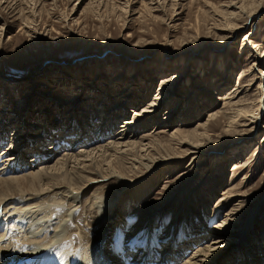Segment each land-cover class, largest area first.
Returning a JSON list of instances; mask_svg holds the SVG:
<instances>
[{
  "label": "rangeland",
  "instance_id": "374dc122",
  "mask_svg": "<svg viewBox=\"0 0 264 264\" xmlns=\"http://www.w3.org/2000/svg\"><path fill=\"white\" fill-rule=\"evenodd\" d=\"M263 55L264 0H0V125L5 123L7 139L18 126L24 128L22 137L26 132L33 138L58 123L67 128L80 116L86 123L93 115L95 126L101 127L114 107L120 111L108 120L113 117L110 127L119 129L155 98L164 77H177L152 119L136 130L128 127L137 143L147 135L141 142L151 145L147 156L134 150L125 162L111 166L137 186L125 189L120 197L118 207L127 209V217L121 220L124 227H114L108 237V245H113L107 256H124L123 249L128 248L124 244L133 240L141 250L146 249L143 244L151 249L159 242L160 251L169 238L178 241L184 234L190 241L201 228L209 234L200 241L204 246L213 234L223 237L215 226L241 203L239 226H245L224 239H233V248L218 260L233 264L244 254L248 259V252L259 247L264 251V76L259 73L264 74V67L253 62ZM249 80L251 85L244 89ZM237 82L241 88L235 95L241 92L237 98L243 105L222 108L224 100L217 98L232 96ZM127 88L130 96L123 95ZM166 111L169 118H164ZM214 112L218 119L210 121ZM202 124L207 131L200 145L207 157L201 166L185 169L190 157L179 158L184 147L178 149L170 134L179 130L192 136L196 129L204 131ZM59 133L56 138L62 137L64 143L80 139L76 129L69 136ZM64 143L49 154V165L66 150ZM79 151L80 146L70 152ZM133 159L135 169L128 164ZM38 165L27 172H37ZM188 171L192 179L180 180ZM119 188L114 179L85 188L69 227L72 238L79 241L76 235L85 236L81 244L91 245L92 198H114ZM228 192L234 197L221 201ZM19 219L17 227L23 230L26 221ZM125 228H133L130 235ZM118 229L121 239L116 237ZM119 246H124L123 253ZM195 248L191 245L185 255L182 251V258ZM78 251L71 252L72 258Z\"/></svg>",
  "mask_w": 264,
  "mask_h": 264
},
{
  "label": "bare ground",
  "instance_id": "6f19581e",
  "mask_svg": "<svg viewBox=\"0 0 264 264\" xmlns=\"http://www.w3.org/2000/svg\"><path fill=\"white\" fill-rule=\"evenodd\" d=\"M250 18L248 16L247 20ZM248 40L249 38H243L245 43ZM257 50L258 48L255 49V52ZM258 54L256 53V56ZM263 58L264 55L253 60L257 67H264V63H262ZM259 73L261 76H264L262 72ZM177 80L178 78L173 76H170V78L164 77L159 84L158 93L155 98L150 103H147V107L144 106L145 108H142L141 114L138 112L136 116L127 118L123 122L124 126L119 127V129H115L113 126L112 128L110 127V125H114V123H110L114 119L113 117L108 120L110 115H115L116 111H120L116 108V110H113L114 107H112L113 111L111 110V112L105 114L104 120L106 122L101 127L95 126L93 115H88V120L84 117L87 120L86 123L81 122L83 118L80 116V118L72 120V123L67 128H62V123H58L43 130L39 133L41 135L37 134L33 138H29L26 132L22 137L24 128L21 129V126H18L13 130L11 138L7 139L5 123L0 125V264H154L153 261H156V264H174L177 260H180V262L175 264H219L218 260L221 254L224 252L227 253L233 248L231 246L233 239H228L226 242L224 239L227 236L231 237L233 234H238L245 226H239V222L242 219V210H240L242 208L241 203H238L236 206L234 205L236 210L231 209L228 213L229 215H226L227 217L225 216L215 226L214 230L218 234H222L223 237L221 238V236L216 234L217 237L210 232L213 234V237L210 238V243L207 244L205 242L206 245L204 246L201 244L203 241H200L205 240V237L209 234L206 233L205 228H201L197 231L196 235L191 236L192 239L190 241L187 239L190 235H185V237L184 234L183 236H179V241H175L176 239L174 240L173 238L174 242H172V238H169L165 243L167 245H161L162 249L160 251L157 250L161 244L159 242L157 246L152 244L153 248L150 249V244L148 245L145 241L144 243L146 244H142L146 249L143 248L141 250L136 241L137 246L133 240V244L129 241H127L129 242L127 245L124 244L128 247L127 249H123L124 246H119L121 252L123 253L124 251L123 254L125 257L119 255L120 258L118 259H116V256H114L115 258L110 257L111 259H108L107 256H110L108 251L110 250V246L112 247L113 245V243L112 245H108L110 243L107 241L108 237L113 232L114 227H124V222L122 221V223L121 220H126L125 217H127V209H119L118 207L121 200L120 197L125 192V189L127 190V188L137 186L135 181H130L122 175L116 174L111 166L113 163L124 161L130 152L134 150L139 152L143 157L147 156L146 153L151 145L149 146V143L141 144L147 135L142 136L140 142L137 143L134 141L135 135L131 134L128 127L129 129L132 127L135 129L136 126L151 120L159 106L158 104H160L159 102L165 101V97L173 89ZM251 80L247 81L248 84L244 86V89L251 85ZM240 85L237 82V88L231 91L232 96L217 98L219 101L224 100L222 108L230 107L231 109L239 107L242 104L241 100L237 98L241 92L235 95L241 88ZM127 91L128 88L123 95L130 94ZM235 99L237 100L234 101ZM121 103H123L122 100ZM2 112L4 113L3 110ZM217 115L218 112H214L209 114L208 118H210V121L216 120L218 119ZM169 117L170 111H166L164 118ZM256 123L255 120L254 124ZM200 126V128H203V132L207 131L205 130L207 125L202 124ZM74 129L77 130L75 135L80 136V139L68 140L64 143L62 137L56 138L60 134L59 132L63 131V133H66L65 135L69 136ZM203 132H199L196 129V131L191 133L192 136H189L190 134H182L181 131L175 130L170 134V137H174L177 140L178 143L176 142V145H178V149L184 147L179 152L181 153L179 158L185 159L190 157L188 163L185 165V169H194L205 162L207 154H205V151L200 145V138H204L203 136L206 134V132ZM190 137H193V139L189 140ZM194 138L196 139L194 140ZM104 139H106V142L102 143ZM51 140L54 141L52 142ZM54 142L56 143L55 146ZM49 143L51 144L49 145ZM62 143L67 144L66 150L62 152L54 163L49 165V154L52 152L51 155H54V152L62 149L60 146ZM94 144V147L89 148V146H93ZM78 146H80L79 152H70L74 147L77 148ZM43 147H46V149H42ZM27 154H32L31 156L33 157L30 161H26V165H24L23 162ZM164 162L158 163L155 167H158ZM128 164L133 165V169H135L134 159L128 160ZM32 165H38L39 170L37 172L31 170V172H27L31 167H34ZM234 170H239V167L236 166ZM20 174L23 176L17 177ZM188 174L189 171L181 175L184 177H181L180 180L188 182L189 179H192L193 176ZM110 179H114L120 188L114 198H107L104 195H98L92 198L93 201L91 203L95 209H90L89 215L94 225L92 232L94 233L95 240L91 242V245H82L81 242L85 236L80 237V235H76L79 239L78 241L72 238L74 235L69 232L70 224L74 219V212H76L75 210H77L79 201L85 194V188H89L92 184L106 182L107 180L110 181ZM173 192L170 193V196L165 197L161 201V204L163 201L166 202L171 198ZM227 194L226 198H223L221 201H226L227 198L234 197L230 192ZM142 195H144V192L140 194V196ZM252 197H249L250 201ZM261 200H264V196ZM251 213L250 216H253L254 212ZM150 216L148 215L146 217ZM18 218L26 221L23 230L21 227H17L16 219ZM125 229L127 230V228ZM132 229L129 228L127 230L129 235ZM237 230L238 232H236ZM118 236L119 232L116 237ZM111 240L113 241V239ZM149 240L147 241L149 242ZM115 243H117L116 240ZM191 245H195L196 248L191 252L190 256L188 255L187 258H182V251L185 252ZM75 248L79 249V253L72 258L71 252ZM114 249L112 251L111 248V251L117 253L114 252ZM137 252L139 254L135 256ZM167 252L171 256H166L165 254ZM142 253H145V255ZM248 253V259H245L247 256L244 254V258H240L233 264H257L258 259L261 260V264H264V251H262V247L255 249L254 253L252 251ZM185 254L186 252L183 253V255ZM2 257H4V260H2ZM243 260L245 261L244 263H242ZM227 264H232V262H227Z\"/></svg>",
  "mask_w": 264,
  "mask_h": 264
}]
</instances>
